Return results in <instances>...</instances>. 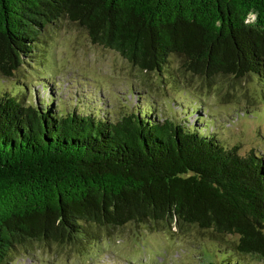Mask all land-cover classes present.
Wrapping results in <instances>:
<instances>
[{
    "label": "trees",
    "instance_id": "obj_1",
    "mask_svg": "<svg viewBox=\"0 0 264 264\" xmlns=\"http://www.w3.org/2000/svg\"><path fill=\"white\" fill-rule=\"evenodd\" d=\"M62 19L144 74L186 83L188 109L164 116L147 99L116 115L99 95H40L21 67ZM0 76L17 87L0 88V264L131 222L203 231L216 244L206 264L264 259V156L230 142L191 89L218 86L233 103L223 79L264 86V0H0Z\"/></svg>",
    "mask_w": 264,
    "mask_h": 264
},
{
    "label": "rangeland",
    "instance_id": "obj_2",
    "mask_svg": "<svg viewBox=\"0 0 264 264\" xmlns=\"http://www.w3.org/2000/svg\"><path fill=\"white\" fill-rule=\"evenodd\" d=\"M43 49V58L36 61L35 57L21 68L31 74V83L40 95L48 98L49 91L42 86L51 85L55 102L71 106L78 94L91 104L93 97L99 95V104L113 109L116 115L135 104H145L147 99L153 100L164 116L172 110L183 111V105L188 109L191 99L183 92L186 83H175L169 71L163 77L153 72L144 74L117 51L92 43L87 32L68 19H62L46 34ZM10 80L14 81L0 76V88L6 83L16 93L17 89L12 90L16 85ZM198 85L194 81L192 86L198 90L191 87L200 95L195 98L202 100L211 114L220 116V132L230 142H241L242 152L252 148L264 156V86L256 77L222 80V89L236 91L238 97L233 103L219 100L218 86L204 85L201 90ZM133 86L135 92L131 93ZM138 93H142L141 97ZM172 97L176 99L171 100ZM174 101L178 103L176 106ZM191 104L196 108L195 101ZM207 110L202 114L208 115ZM253 110H257L254 115ZM244 111L249 112L243 115ZM194 116L191 115V121ZM214 247L213 239L195 227L170 233L156 223L131 222L121 227L102 228L99 238L82 235L75 244H35L29 249H20L9 264H206ZM249 263L264 264V259L250 257Z\"/></svg>",
    "mask_w": 264,
    "mask_h": 264
},
{
    "label": "water",
    "instance_id": "obj_3",
    "mask_svg": "<svg viewBox=\"0 0 264 264\" xmlns=\"http://www.w3.org/2000/svg\"><path fill=\"white\" fill-rule=\"evenodd\" d=\"M251 18H254V15L253 14L251 15Z\"/></svg>",
    "mask_w": 264,
    "mask_h": 264
}]
</instances>
